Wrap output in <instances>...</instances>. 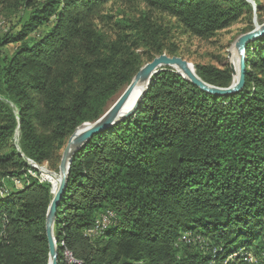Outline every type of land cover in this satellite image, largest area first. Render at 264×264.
I'll use <instances>...</instances> for the list:
<instances>
[{"label": "trees", "instance_id": "1", "mask_svg": "<svg viewBox=\"0 0 264 264\" xmlns=\"http://www.w3.org/2000/svg\"><path fill=\"white\" fill-rule=\"evenodd\" d=\"M110 1L135 11L105 12ZM0 5L28 11L0 36V264H47L51 184L31 177L28 170H37L26 160L60 163L75 127L97 120L143 64L181 57L169 45L174 33L210 38L249 4ZM245 66L243 87L228 95L164 67L133 113L85 142L57 206L58 264H264V35L247 43ZM194 70L217 87L233 80L230 65L196 63ZM106 211L109 223L85 235Z\"/></svg>", "mask_w": 264, "mask_h": 264}, {"label": "water", "instance_id": "2", "mask_svg": "<svg viewBox=\"0 0 264 264\" xmlns=\"http://www.w3.org/2000/svg\"><path fill=\"white\" fill-rule=\"evenodd\" d=\"M263 35L264 24L244 33L241 37H239L235 45L238 55L237 71L230 66L233 80L231 85L228 87H217L204 82L195 73L194 67L189 63V61L183 57L161 54L154 57L151 61L143 64L138 69L130 83L125 87L114 103L97 120L94 122L82 123L75 127L61 152L59 171L56 175L58 177L57 187L56 189H53L51 186L52 199L48 206L44 222L49 249L47 264H58V245L54 233L57 206L66 189L72 159L85 142L92 135L133 113L136 110L141 98L145 94L152 76L163 70L164 67L175 69L182 77L191 81L200 89L211 94L228 95L239 91L244 85V75L246 70V45L253 39ZM134 93L137 95L132 106L126 111L122 110L128 98H130V96Z\"/></svg>", "mask_w": 264, "mask_h": 264}, {"label": "rangeland", "instance_id": "3", "mask_svg": "<svg viewBox=\"0 0 264 264\" xmlns=\"http://www.w3.org/2000/svg\"><path fill=\"white\" fill-rule=\"evenodd\" d=\"M249 4V8H245L242 14L238 17V19L228 28H225L221 31H218L214 36L210 38H198L195 36H189L187 34H180L179 32L174 33L172 38L170 39L169 45H174L177 49L178 54L181 55L184 59L188 60L189 63L194 67V64H210L217 67H223L225 65H230L232 68H237L238 65V55L236 49V42L244 33L251 31L250 29H254L264 24V1L263 0H245ZM259 7V8H257ZM105 12H111L113 15L119 14H133L135 8H127L120 2H108L104 7ZM28 14V11L21 10V6L18 5L17 8L13 9L10 6L0 5V36L7 31L9 28H13L15 23L25 18ZM53 20L47 25H43L36 30V33H42L51 25ZM35 33V34H36ZM10 48L13 49L14 45H10ZM140 53L143 52L142 49L138 50ZM143 63L146 62V57L142 55ZM236 70V69H235ZM117 93L112 99L109 101L107 108H109L117 97L121 94ZM17 143V135L14 136V139L9 141V145H13ZM62 152V150L60 151ZM29 165L35 168L37 171L28 170V174L37 178L40 181H46L51 184L53 189H56L58 183V177L56 176L59 171V161L56 162L53 160L52 162H43L41 164H36L32 161L26 160ZM46 171L50 172V177L47 181ZM55 175V176H54ZM13 182H19L14 179ZM20 183V182H19ZM21 185V183H20ZM2 189L0 190V194ZM105 213H109L106 211L100 215L97 219L100 220L101 217H105ZM93 228V227H92ZM90 229V228H88ZM86 229L83 233L85 235H93L97 232H89ZM92 231V230H91ZM248 260L253 261V257L248 254ZM65 260L70 261L69 254L65 253Z\"/></svg>", "mask_w": 264, "mask_h": 264}, {"label": "bare ground", "instance_id": "4", "mask_svg": "<svg viewBox=\"0 0 264 264\" xmlns=\"http://www.w3.org/2000/svg\"><path fill=\"white\" fill-rule=\"evenodd\" d=\"M236 69V71H237V68H235ZM236 77V76H235ZM235 77H234V79H235ZM136 93H134V94H132L131 96H130V98H128V100H127V102H126V104L124 105V107H123V109L122 110H124V111H126V110H128L131 106H132V104H133V102H134V100H135V98H136ZM113 216V214L110 212V215H109V220H110V218ZM0 223H1V220H0ZM108 223H109V221H108ZM107 223V224H108ZM104 225H105V217H101V219L100 220H98V221H96V225H94L93 226V228H90V229H88V231L89 232H97V231H99L102 227H104ZM1 226V225H0ZM92 230V231H91ZM67 253V252H66ZM68 254V253H67Z\"/></svg>", "mask_w": 264, "mask_h": 264}, {"label": "built area", "instance_id": "5", "mask_svg": "<svg viewBox=\"0 0 264 264\" xmlns=\"http://www.w3.org/2000/svg\"><path fill=\"white\" fill-rule=\"evenodd\" d=\"M46 174H47V181H49L48 178L50 177V175H49L50 172L46 171ZM13 183L16 186H20L19 182H13ZM108 221H109V213H105V225L108 223ZM105 225H104V227H105ZM68 263H70V262H68Z\"/></svg>", "mask_w": 264, "mask_h": 264}]
</instances>
